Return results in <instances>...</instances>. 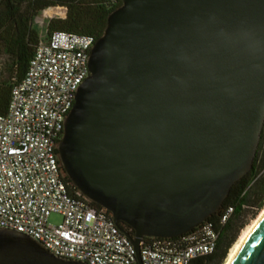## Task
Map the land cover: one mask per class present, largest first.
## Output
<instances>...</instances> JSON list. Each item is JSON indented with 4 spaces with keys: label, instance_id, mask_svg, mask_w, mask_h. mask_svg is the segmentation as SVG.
Here are the masks:
<instances>
[{
    "label": "water",
    "instance_id": "95a60500",
    "mask_svg": "<svg viewBox=\"0 0 264 264\" xmlns=\"http://www.w3.org/2000/svg\"><path fill=\"white\" fill-rule=\"evenodd\" d=\"M58 156L140 257L221 210L264 127V0H122L90 52ZM0 264H82L0 230ZM230 264H264V216Z\"/></svg>",
    "mask_w": 264,
    "mask_h": 264
},
{
    "label": "built area",
    "instance_id": "2783aa9c",
    "mask_svg": "<svg viewBox=\"0 0 264 264\" xmlns=\"http://www.w3.org/2000/svg\"><path fill=\"white\" fill-rule=\"evenodd\" d=\"M37 31L39 43L26 76L0 115V230L32 239L57 259L82 264H192L213 255L220 230L205 222L180 237H145L138 258L109 211L78 190L71 194L74 186L65 181L57 149L76 93L90 75L96 39ZM52 215L62 223L51 224ZM233 215V207L224 208L219 227Z\"/></svg>",
    "mask_w": 264,
    "mask_h": 264
},
{
    "label": "trees",
    "instance_id": "16d2710c",
    "mask_svg": "<svg viewBox=\"0 0 264 264\" xmlns=\"http://www.w3.org/2000/svg\"><path fill=\"white\" fill-rule=\"evenodd\" d=\"M122 5V0H1L0 1V55L7 57L4 66L7 77L0 74V115L8 111L13 88L26 76L29 63L39 43L34 27L35 19L47 9L65 8L64 19L48 22L47 34L61 31L82 34L99 39L105 32L109 15ZM65 181L71 183L65 175ZM77 189L72 187L71 194ZM96 205V204H95ZM99 207L98 205H96ZM234 208V215L224 227H219V216L226 207ZM264 208V127L253 168L231 189L223 207L207 219L220 230L216 252L192 264H223L240 233L255 220ZM120 230L131 237L134 231L120 223Z\"/></svg>",
    "mask_w": 264,
    "mask_h": 264
},
{
    "label": "rangeland",
    "instance_id": "374dc122",
    "mask_svg": "<svg viewBox=\"0 0 264 264\" xmlns=\"http://www.w3.org/2000/svg\"><path fill=\"white\" fill-rule=\"evenodd\" d=\"M1 1V0H0ZM53 9H56V8H52V9H47V11L45 10L43 13H41L36 19H35V22H34V27L37 29V30H39V31H41L42 30V33L45 35V34H47V25H48V22L50 21V17H52V19L53 18H60V19H64V18H62L61 17V15H60V13L62 14V8H60V7H58V9L59 10H57V11H53V13H51V15H47V16H45V14H48V13H50V12H52V10ZM46 12V13H45ZM67 14V11L65 10V15ZM45 16V17H44ZM7 63V57L5 56V55H0V74L2 75V77L3 78H6L7 77V73L5 72V69H4V66H5V64ZM264 209V208H263ZM263 211V210H262ZM261 211V212H262ZM260 212V213H261ZM260 213H259V215H260ZM258 215V216H259ZM258 218V217H257ZM256 218V219H257ZM255 219V220H256ZM255 220H253L250 224H249V226H251L252 224H253V222L255 221ZM49 222L51 223V224H55V225H58V224H60V223H62V218L60 217V216H58V215H52L50 218H49ZM249 226H247L241 233H240V236H239V239H240V237L242 236V234L245 232V230L249 227ZM238 239V240H239ZM238 242V241H237ZM236 242V243H237ZM235 246V245H234ZM234 248V247H233ZM233 248L231 249V251H230V253L232 252V250H233ZM230 253H229V255H228V257H227V259L225 260V262L223 263V264H225L226 262H227V260H228V258H229V256H230Z\"/></svg>",
    "mask_w": 264,
    "mask_h": 264
},
{
    "label": "bare ground",
    "instance_id": "6f19581e",
    "mask_svg": "<svg viewBox=\"0 0 264 264\" xmlns=\"http://www.w3.org/2000/svg\"><path fill=\"white\" fill-rule=\"evenodd\" d=\"M59 10L58 7L56 9H53L52 12L45 14V16L47 15H51V13H53V11H57ZM62 14L60 13L61 17L65 16V10L62 9ZM46 13V12H45ZM44 16V17H45ZM264 216V209L263 211L260 213V215L258 216V218L253 222V224L251 226H249L245 232L242 234V236L240 237V239L238 240V242L235 244L232 252L230 253V256L227 260V262L225 264H230L232 259L234 258V256L236 255V253L238 252V250L241 248V246L243 245V243L246 241V239L249 237V235L252 233V231L254 230V228L257 226V224L260 222V220L263 218Z\"/></svg>",
    "mask_w": 264,
    "mask_h": 264
}]
</instances>
